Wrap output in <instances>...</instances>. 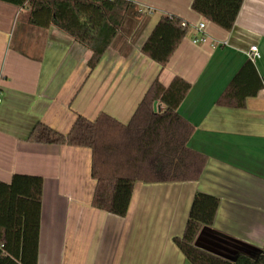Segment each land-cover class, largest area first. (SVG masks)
<instances>
[{
    "label": "crops",
    "instance_id": "crops-1",
    "mask_svg": "<svg viewBox=\"0 0 264 264\" xmlns=\"http://www.w3.org/2000/svg\"><path fill=\"white\" fill-rule=\"evenodd\" d=\"M132 1L143 16L126 14L95 68L92 51L73 37L31 25L28 3L0 1V180L44 178L38 264H188L173 239L199 192L220 198L199 248L230 261L264 254V0H244L231 30L204 19L193 0ZM165 14L186 21L188 33L162 66L141 49ZM202 21L207 41L195 43ZM253 45L263 87L244 107L218 105ZM176 76L191 83L179 112L195 126L189 146L208 156L207 165L196 181L135 182L125 216L92 205L90 148L29 140L36 123L66 134L79 115L105 112L126 124L155 79L169 86Z\"/></svg>",
    "mask_w": 264,
    "mask_h": 264
},
{
    "label": "trees",
    "instance_id": "trees-1",
    "mask_svg": "<svg viewBox=\"0 0 264 264\" xmlns=\"http://www.w3.org/2000/svg\"><path fill=\"white\" fill-rule=\"evenodd\" d=\"M19 7L29 4L28 22L39 28L56 26L92 51L88 61L95 68L118 35L126 14L141 18L132 0H0ZM244 0H193L194 11L225 30H231ZM188 33L175 15H163L142 45L141 51L165 66ZM256 78L258 84L255 83ZM254 83L253 87L250 84ZM263 87L254 62L249 59L233 77L218 105L244 107L246 98ZM191 83L176 76L169 86L155 79L124 124L101 112L94 119L79 115L66 134L38 122L29 134L31 142L87 147L92 151L91 174L96 180L92 205L118 216L130 206L135 182L196 181L208 156L189 146L195 126L179 112ZM159 102L163 109H154ZM44 178L16 173L10 182L0 180V264H38ZM220 198L195 195L184 233L174 243L188 264H264V254H245L230 261L199 248L196 239L215 222Z\"/></svg>",
    "mask_w": 264,
    "mask_h": 264
},
{
    "label": "built area",
    "instance_id": "built-area-1",
    "mask_svg": "<svg viewBox=\"0 0 264 264\" xmlns=\"http://www.w3.org/2000/svg\"><path fill=\"white\" fill-rule=\"evenodd\" d=\"M140 10L143 12V9H140ZM183 25L187 26L188 24L186 21L183 20ZM205 28H206V23L204 21H202L198 24V30L202 33V36L196 37L193 40L195 43L199 42V41H203V42L207 41V37L204 34ZM248 56L252 61H255L258 58L259 53H258L257 46H255V45L251 46V50H250ZM0 102H1V99H0Z\"/></svg>",
    "mask_w": 264,
    "mask_h": 264
},
{
    "label": "rangeland",
    "instance_id": "rangeland-1",
    "mask_svg": "<svg viewBox=\"0 0 264 264\" xmlns=\"http://www.w3.org/2000/svg\"><path fill=\"white\" fill-rule=\"evenodd\" d=\"M128 27H129V26H128ZM134 28H135V27H132V28L129 27V29H130L131 32L134 31ZM125 31L128 32V28H126ZM15 36H18V35H15Z\"/></svg>",
    "mask_w": 264,
    "mask_h": 264
},
{
    "label": "water",
    "instance_id": "water-1",
    "mask_svg": "<svg viewBox=\"0 0 264 264\" xmlns=\"http://www.w3.org/2000/svg\"><path fill=\"white\" fill-rule=\"evenodd\" d=\"M158 107H159L158 102H155V103H154V109L156 110V109H158ZM159 108H160V107H159Z\"/></svg>",
    "mask_w": 264,
    "mask_h": 264
}]
</instances>
